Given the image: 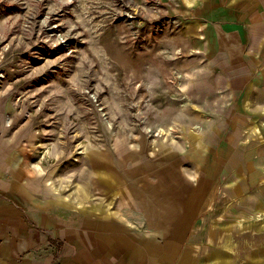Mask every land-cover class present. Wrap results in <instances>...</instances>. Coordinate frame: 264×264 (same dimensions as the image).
Listing matches in <instances>:
<instances>
[{
	"label": "crops",
	"instance_id": "crops-1",
	"mask_svg": "<svg viewBox=\"0 0 264 264\" xmlns=\"http://www.w3.org/2000/svg\"><path fill=\"white\" fill-rule=\"evenodd\" d=\"M162 1L189 62L220 70L217 114L203 103L190 136L150 155L114 141L81 157L63 195L0 93V264H264V0Z\"/></svg>",
	"mask_w": 264,
	"mask_h": 264
},
{
	"label": "rangeland",
	"instance_id": "rangeland-1",
	"mask_svg": "<svg viewBox=\"0 0 264 264\" xmlns=\"http://www.w3.org/2000/svg\"><path fill=\"white\" fill-rule=\"evenodd\" d=\"M173 8L161 0H0V93L37 129L43 166L63 195L79 189L81 157H111L114 141L147 143L150 155L156 142L190 136L203 103L217 114L220 70L181 52L183 20Z\"/></svg>",
	"mask_w": 264,
	"mask_h": 264
}]
</instances>
